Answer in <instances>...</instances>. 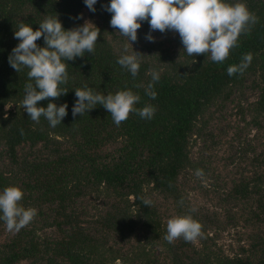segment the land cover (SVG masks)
<instances>
[{"label": "trees", "instance_id": "obj_1", "mask_svg": "<svg viewBox=\"0 0 264 264\" xmlns=\"http://www.w3.org/2000/svg\"><path fill=\"white\" fill-rule=\"evenodd\" d=\"M106 3L97 0L91 11L84 0H0V188L21 186V202L38 209L19 231L0 220V264H264V0H246L258 19L222 62L208 53L190 56L172 29L152 30L155 39H146L143 20L130 41L141 53L136 76L117 62L125 44L129 52L132 46L110 24ZM55 14L65 28L91 21L100 34L94 52L67 61L69 80L61 86L68 91L37 102H67V115L53 127L43 115L32 120L21 105L31 78L9 55L20 23L35 29ZM245 53L251 63L229 75L227 67ZM153 68L161 73L155 98L145 92ZM84 84L104 93L131 88L141 96L138 106L151 103L155 113L146 119L130 112L119 125L101 104L73 115L74 88ZM226 114L242 124L234 128L236 145L229 141L236 150L217 162L216 137L231 127L218 126ZM194 188L217 202L196 203ZM192 209L203 236L166 240L168 218ZM238 212L255 229L229 254L213 233L237 223Z\"/></svg>", "mask_w": 264, "mask_h": 264}, {"label": "clouds", "instance_id": "obj_2", "mask_svg": "<svg viewBox=\"0 0 264 264\" xmlns=\"http://www.w3.org/2000/svg\"><path fill=\"white\" fill-rule=\"evenodd\" d=\"M96 2L84 0L91 11L96 10ZM104 7L111 12L110 24L127 38L131 46L130 41L137 39L141 22L147 20L150 31L145 34L146 39H155L152 30L164 32L172 29L178 31L183 48L190 56L208 53L210 59L216 62L228 57L230 49L238 43L241 32L247 31L258 19L248 8L246 0H107ZM13 34L18 38V43L11 49L9 62L18 72L22 67H27V76L31 78L25 84L21 105L32 120L39 122L43 115L55 127L67 115V102L58 105L54 100H49L46 106L37 102L68 91V88L61 86L69 80L67 61L83 56L85 52H94L100 29L91 21L65 28L55 14L46 16L35 29L31 23L22 22ZM42 36L45 43L39 45L37 39ZM127 46L125 44V51L117 57V62L136 76L141 66V53L135 51L133 46L129 52ZM251 61L252 54L245 53L239 63L227 67L228 74L242 73ZM150 75L145 92L155 98L158 95L155 82L160 80L161 73L153 68ZM74 89L77 99L72 106L73 115H81L101 104L119 125L130 112L151 119L156 110L151 103L138 106L141 96L131 88L104 93L84 84ZM196 171L200 175L203 170ZM23 195L22 187L17 184L0 188V220L6 223L10 231H19L37 215L35 206L21 202ZM143 203L151 205L153 201L144 199ZM193 211L195 209L168 218L166 240L172 242L182 236L191 241L203 236L202 223L192 215Z\"/></svg>", "mask_w": 264, "mask_h": 264}, {"label": "rangeland", "instance_id": "obj_3", "mask_svg": "<svg viewBox=\"0 0 264 264\" xmlns=\"http://www.w3.org/2000/svg\"><path fill=\"white\" fill-rule=\"evenodd\" d=\"M251 99H254L256 97L255 92L251 91L250 96ZM11 108L10 105L6 106V109ZM216 122H214V125ZM239 124L241 125L242 123L238 119V116H235L234 114H226L225 119L218 125L219 127H228L229 125L231 126L230 128L228 127V130L226 133H222L216 138L219 139L218 142V153L216 152L215 158L217 159L216 161L218 162L220 158L219 156L226 155L228 153L234 152L236 150L234 147L229 146V141H231L234 145L238 142L237 140V133H234V128L235 126ZM243 133L240 135L242 138H248L249 135L247 133ZM253 133V130H250L249 134L251 135ZM202 147V142H199L197 145L194 146L193 152L195 154H199L200 149ZM204 182L208 183L209 181L207 179L204 180ZM192 184H194L192 182ZM194 198V201L196 203H203V202H208L206 204L210 205V202H217L218 198L211 197V194H204L199 188H194V190H191L189 192ZM236 209V206H235ZM241 212H238L235 214V219H240L237 223H232L234 224H224V227H221L219 230H217L215 233H213V237L215 238L216 245L220 248H222L226 253H232L234 252V249L237 248L238 243H243V244H248L249 242V235L250 233L255 229L254 226H247L248 224H243L241 222L242 217L238 214ZM224 217L226 218L225 214ZM172 216V215H171ZM238 216V217H237ZM228 220V219H227ZM229 221V220H228ZM227 221V222H228Z\"/></svg>", "mask_w": 264, "mask_h": 264}]
</instances>
